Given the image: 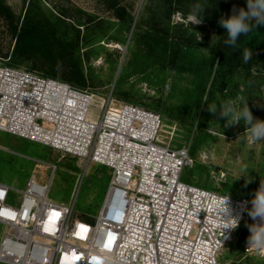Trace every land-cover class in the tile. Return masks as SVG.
Instances as JSON below:
<instances>
[{
  "label": "built area",
  "instance_id": "1",
  "mask_svg": "<svg viewBox=\"0 0 264 264\" xmlns=\"http://www.w3.org/2000/svg\"><path fill=\"white\" fill-rule=\"evenodd\" d=\"M161 114L131 102H115L24 67L0 61V130L39 142L112 169L111 181L93 221L72 219L71 206L47 199L48 182L32 170L25 187L0 182V264H219V255L250 217L249 199L227 196L234 229L218 227L219 194L185 183L180 175L193 160L189 148L162 138ZM173 130L168 131L171 139ZM10 189L19 204H7ZM250 206V205H248ZM223 216V213H221ZM81 225L83 227H81ZM244 255L264 250L247 248Z\"/></svg>",
  "mask_w": 264,
  "mask_h": 264
},
{
  "label": "rangeland",
  "instance_id": "2",
  "mask_svg": "<svg viewBox=\"0 0 264 264\" xmlns=\"http://www.w3.org/2000/svg\"><path fill=\"white\" fill-rule=\"evenodd\" d=\"M5 1L13 14L9 17L0 13V61L59 78L49 73L48 66L39 69L37 58L23 61L17 56L14 58L16 39L12 24L16 22L19 31L25 13L50 20L61 16L65 22L59 23L60 32L78 45L75 55L81 60L87 86L104 97L112 91L115 102L127 101L159 112L163 140L174 148H189L193 163L183 168L181 181L234 198L250 199L258 186L259 175L264 178V140L253 141L242 123L224 127V119L218 116L219 107L217 113H204L202 106L212 89V104L236 98L247 100L253 116L264 119V62L249 71L239 68L224 81L211 86L216 68L210 75L209 50L220 34L218 27L207 19L211 17L209 10L204 8L203 20L196 25H190L181 12L170 11V25L183 24L175 32L191 40V46H181L179 62L172 68L171 44L163 36L159 40L151 37L153 30L146 23L150 16L145 5L147 0ZM115 1L136 14L134 22L138 13L141 14L142 22L133 37L111 8ZM225 1L246 7L245 0ZM69 25L76 26L78 31ZM168 31L172 33L171 29ZM199 34L200 40L196 41ZM172 130L173 136L169 139L168 131ZM39 161L57 165L47 199L67 206L73 203L72 219L84 217L93 221L111 181L110 167L90 162L84 168L83 161L77 157H60V153L49 146L0 130V182L22 189L32 170L36 171L37 180L48 182L50 167L41 174L35 166ZM241 168H248L252 177L246 186L243 177L233 179L239 176ZM14 189H10L7 204L16 206L20 193ZM5 231V225L0 223V238ZM240 233L238 228L223 247L219 264H264V257L258 252L246 255L239 252Z\"/></svg>",
  "mask_w": 264,
  "mask_h": 264
},
{
  "label": "trees",
  "instance_id": "3",
  "mask_svg": "<svg viewBox=\"0 0 264 264\" xmlns=\"http://www.w3.org/2000/svg\"><path fill=\"white\" fill-rule=\"evenodd\" d=\"M201 0H147L146 10L149 12V21L146 23L151 26L153 32L151 37L155 40L162 39L171 44L169 49V62L172 68H175L179 62V51L181 46H191V40L184 38L181 34L176 33V28L182 26V23L171 26L169 21L170 11H179L183 17H187V13L194 3ZM206 2L205 9L209 10L211 17H207L219 29L220 38L210 48V75L214 68L215 75L212 79L211 86L218 82L224 81L235 70L245 68L249 71L254 65L264 62V27L254 29L247 36L239 38L236 49H231L230 46H225L222 41L226 38L223 34V29L216 23L221 14L227 16L232 4L225 0H203ZM116 17L122 25H127V30L133 37L135 30L139 28L141 14L136 17L135 13L127 9L125 5H121L116 1L112 3ZM0 13L12 16L13 12L5 0H0ZM140 18V19H139ZM65 20L61 16L55 17L54 20L48 18L33 17L30 13H25L20 30L16 22L12 24V32L15 36V44L12 51L14 58L17 56L19 61L30 58H37L39 69L49 68V73L53 76L65 79L73 85L85 87L87 86V77L83 70L81 60L75 55V50L78 45L73 44L65 34L60 32L59 23H64ZM134 22V27L130 31ZM72 26V25H69ZM72 28L78 31L76 26ZM172 31V33L168 30ZM250 48L252 50V58L244 63L241 57L243 49ZM46 71V70H45ZM210 86V88H211ZM214 98V92L210 89L203 102L202 112H207V104L211 105ZM249 219L243 222L239 228L241 233L237 240V248L240 253H243L242 241L245 237L246 226Z\"/></svg>",
  "mask_w": 264,
  "mask_h": 264
},
{
  "label": "clouds",
  "instance_id": "4",
  "mask_svg": "<svg viewBox=\"0 0 264 264\" xmlns=\"http://www.w3.org/2000/svg\"><path fill=\"white\" fill-rule=\"evenodd\" d=\"M205 5L207 3L203 0L192 5L187 13V20L190 25L202 22ZM245 5L246 7L233 5L227 16L221 14L216 21L218 26L224 30L223 34L226 35L222 43L225 46H230L231 49L237 48L239 38L247 36L254 29L264 27V0H245ZM199 40L200 34L196 41ZM252 56L250 48L243 49L241 52L244 63H247ZM218 107V116L224 119V127L242 123L253 141L264 140V119L253 116L247 100L240 101L239 98H236L227 102L218 101L211 105L207 104V111L217 113ZM240 177L244 178L245 186L252 180L248 168H241L239 176L233 179ZM259 177L258 186L253 190L250 199L242 202L241 205L252 220V223L246 222L245 224L249 232L246 238V249L253 248L257 251L264 250V178L260 175ZM226 200L227 196L224 195L218 205L220 209L218 227L221 231L222 229H234L238 223V218L229 214L230 209L225 203Z\"/></svg>",
  "mask_w": 264,
  "mask_h": 264
},
{
  "label": "water",
  "instance_id": "5",
  "mask_svg": "<svg viewBox=\"0 0 264 264\" xmlns=\"http://www.w3.org/2000/svg\"><path fill=\"white\" fill-rule=\"evenodd\" d=\"M127 41H129V38H128ZM123 56H124V53H123V55H122V57H121V59H120L119 67H120V65H121V62H122ZM119 67H118V69H119ZM117 73H118V70H117ZM117 73H116V74H117Z\"/></svg>",
  "mask_w": 264,
  "mask_h": 264
},
{
  "label": "snow or ice",
  "instance_id": "6",
  "mask_svg": "<svg viewBox=\"0 0 264 264\" xmlns=\"http://www.w3.org/2000/svg\"><path fill=\"white\" fill-rule=\"evenodd\" d=\"M81 227H83V226L81 225Z\"/></svg>",
  "mask_w": 264,
  "mask_h": 264
}]
</instances>
